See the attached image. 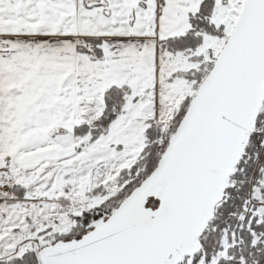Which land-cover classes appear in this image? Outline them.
Listing matches in <instances>:
<instances>
[{"label": "snow or ice", "instance_id": "6c2138e0", "mask_svg": "<svg viewBox=\"0 0 264 264\" xmlns=\"http://www.w3.org/2000/svg\"><path fill=\"white\" fill-rule=\"evenodd\" d=\"M0 264H264V0H0Z\"/></svg>", "mask_w": 264, "mask_h": 264}]
</instances>
